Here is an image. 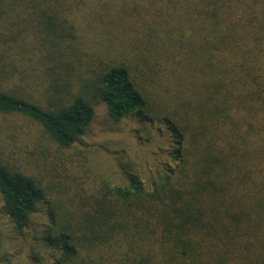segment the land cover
<instances>
[{
  "label": "trees",
  "instance_id": "1",
  "mask_svg": "<svg viewBox=\"0 0 264 264\" xmlns=\"http://www.w3.org/2000/svg\"><path fill=\"white\" fill-rule=\"evenodd\" d=\"M4 72L47 105L0 88V113L57 148L82 141L98 103L168 135L147 183L130 162L119 182L72 171L57 186L0 159V216L29 264H264V0H0Z\"/></svg>",
  "mask_w": 264,
  "mask_h": 264
},
{
  "label": "rangeland",
  "instance_id": "2",
  "mask_svg": "<svg viewBox=\"0 0 264 264\" xmlns=\"http://www.w3.org/2000/svg\"><path fill=\"white\" fill-rule=\"evenodd\" d=\"M4 73H0L1 89L13 91L42 106L47 105L42 88L34 81H18L13 73ZM96 112L82 141L65 150L57 148L45 136L42 127L31 119L20 114L0 113V159L42 178L44 183H56L57 186L65 183L72 171L81 177L83 183L90 174L96 185L101 181L119 182L120 164L126 165L127 162L134 165L147 183L150 176L155 177L156 163H169L166 153L169 149L168 135L161 122H146L133 115L113 123L106 114L104 103L96 105ZM169 133L171 139L172 131ZM84 163L89 172L80 174L78 168L86 170L80 167ZM87 182L90 185L92 180ZM53 192L58 195V190ZM45 210V206L40 205V211L34 216L39 224L37 227L45 222ZM0 228L4 231L13 264H29L26 257L29 243L16 240L11 225L1 216Z\"/></svg>",
  "mask_w": 264,
  "mask_h": 264
}]
</instances>
